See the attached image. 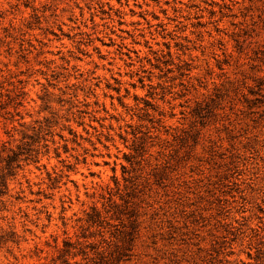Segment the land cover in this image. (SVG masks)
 I'll use <instances>...</instances> for the list:
<instances>
[{"label":"rangeland","instance_id":"rangeland-1","mask_svg":"<svg viewBox=\"0 0 264 264\" xmlns=\"http://www.w3.org/2000/svg\"><path fill=\"white\" fill-rule=\"evenodd\" d=\"M5 181L0 264H264V0H0Z\"/></svg>","mask_w":264,"mask_h":264},{"label":"trees","instance_id":"trees-1","mask_svg":"<svg viewBox=\"0 0 264 264\" xmlns=\"http://www.w3.org/2000/svg\"><path fill=\"white\" fill-rule=\"evenodd\" d=\"M2 186L5 190H0L2 192V194H5L6 193V189H8V183L5 181L4 183H0V189H2ZM1 196V194H0ZM66 246H70V243H65ZM70 254L69 252V249H66L64 252H63V255L64 256L65 254ZM95 253L99 254L100 256V260L99 261H95L94 263H92L91 261L94 260L92 256L89 255V253L84 249L81 251V254L83 256V263H80L79 261H74V264H106V259H105V251L103 250H100V251H95ZM80 254V253H79ZM76 254H74L75 256ZM62 264H72L71 261L69 260L68 257L66 258H63L62 259Z\"/></svg>","mask_w":264,"mask_h":264}]
</instances>
